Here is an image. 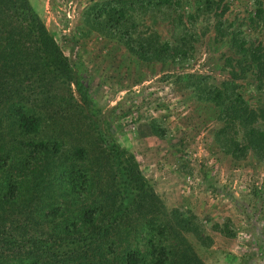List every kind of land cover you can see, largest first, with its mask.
<instances>
[{
    "label": "rangeland",
    "instance_id": "1",
    "mask_svg": "<svg viewBox=\"0 0 264 264\" xmlns=\"http://www.w3.org/2000/svg\"><path fill=\"white\" fill-rule=\"evenodd\" d=\"M29 1L111 121L103 129L136 157L161 200L164 208L150 218L158 249L168 239L181 245L182 237L205 264H264V0ZM124 24L136 39L157 36L179 56L175 62L140 59L120 40ZM27 79L16 87L24 98L11 97L7 85L0 89V143L5 139L13 160L28 143V155L42 143L53 152L60 145L63 154L41 167L49 168L51 183L41 194L43 211L57 215L46 227L57 234L96 228L118 200L97 168L101 146L83 122L80 95L58 76ZM208 91L224 103L203 100ZM235 103L238 114L250 117L248 125L236 120ZM20 108L43 118L40 133L17 129L12 116ZM80 148L90 157L76 156ZM86 167L96 172L82 177ZM81 210L97 223L80 226L75 215ZM131 223L102 243L95 263L126 264L130 252L140 257L148 230L142 220L136 234L140 222ZM157 253H144L143 262L159 260Z\"/></svg>",
    "mask_w": 264,
    "mask_h": 264
},
{
    "label": "trees",
    "instance_id": "2",
    "mask_svg": "<svg viewBox=\"0 0 264 264\" xmlns=\"http://www.w3.org/2000/svg\"><path fill=\"white\" fill-rule=\"evenodd\" d=\"M145 8V5L140 7L142 12ZM121 15L125 17L123 10ZM121 29L125 30L121 42L142 60L168 62L172 59L171 61L175 62L179 56L169 43H162L157 36L151 41L147 40L144 34L136 39L135 35L128 33L127 24L121 25ZM0 73H3L0 75V89L7 85L10 89L9 95L13 98H24L16 87L20 79L23 82L25 77H28V82H39L45 80L46 76H58L63 82L76 87L80 95L83 122L94 133L95 145L101 146L100 151L95 154L97 168L101 167V173L105 174L108 181H112L113 191L117 192L115 198L118 200L96 228L73 230L67 227L61 229L58 236L57 229L46 227L53 222L57 223V215L47 216L43 211L47 199L44 200L41 194L49 189L51 183H47L50 177L49 168L41 167L46 162H53L56 154L57 159L63 154L60 145H57V152H53L49 146L42 143L36 146L32 155H28L26 147L31 146L28 143L24 148L25 154L20 159L13 160L4 139V142L0 143V162H4L0 165V264H105L95 263L94 255L112 232L128 227L135 218L140 223L134 227V231L137 234L143 220L148 230L144 238L148 243L142 245L143 253L138 249V256L141 254L139 258L132 252L127 253L124 256L127 258L126 264H145L144 253L151 251L158 252L161 258L148 261V264H205L182 237H178L181 245L174 244V239H168L169 243H163L158 249V244H161L160 235L154 234L156 227L150 218L164 208L161 200L143 174L136 157L121 147L109 128L103 129L105 126H111V121L95 105L87 84L73 70L69 58L29 0H0ZM212 92L215 96L208 91L205 94L208 98L203 100L223 104L224 100L216 99V91ZM28 96L34 97L31 92ZM237 106L240 105H233L236 120L248 125L250 117L243 113L238 114ZM12 119L17 129L25 135H36L44 126L43 118L36 112L32 113V109H17ZM57 138L60 140L61 136ZM75 155L84 160L90 157V152L80 148L76 149ZM93 172L96 171L86 167L82 171V177H88ZM92 177L95 178L94 175ZM36 199H39L40 203H36ZM92 216L83 210L75 215L80 226H87L86 228L97 223L96 218ZM70 220L71 218L67 217V221ZM180 227L184 231L190 230L186 225ZM57 238L60 239L59 243ZM138 241L137 239V243ZM137 246L134 250L141 248Z\"/></svg>",
    "mask_w": 264,
    "mask_h": 264
}]
</instances>
